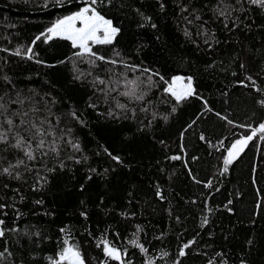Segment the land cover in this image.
Instances as JSON below:
<instances>
[{
    "label": "trees",
    "instance_id": "16d2710c",
    "mask_svg": "<svg viewBox=\"0 0 264 264\" xmlns=\"http://www.w3.org/2000/svg\"><path fill=\"white\" fill-rule=\"evenodd\" d=\"M85 3L0 0V96L29 97L40 109L29 118L55 126L44 124L47 155L34 161L0 144V264H52L65 240L100 264L103 239L130 264H264V132L224 164L264 123V9L247 0H112L99 10L120 31L92 47L115 65L93 67L59 37L33 44ZM183 7L195 10L192 24ZM174 75L193 81L179 104L164 91ZM125 76L139 78L143 99L119 94ZM20 159L26 167L3 174Z\"/></svg>",
    "mask_w": 264,
    "mask_h": 264
},
{
    "label": "snow or ice",
    "instance_id": "6c2138e0",
    "mask_svg": "<svg viewBox=\"0 0 264 264\" xmlns=\"http://www.w3.org/2000/svg\"><path fill=\"white\" fill-rule=\"evenodd\" d=\"M247 2L251 5L264 9V0H247ZM56 3L58 5L62 4L63 0H56ZM111 3L112 0H86L85 6L70 15L57 19L51 27L46 29L47 35H45V33H41L35 38L33 44H35L36 40H40L41 37L45 38V42L52 40L54 37H59L64 40L71 41L72 47L74 49H79V51L73 53L74 56H88L92 58L90 63L93 67H97L96 61L115 65L117 63L116 60L109 59L104 55L93 51L92 47L93 45L112 44L113 40L117 36V33L120 31L118 27L113 26V21L107 19L99 10V7L106 6ZM217 3H223V0H217ZM236 3L239 4L240 0H236ZM161 7L163 8V4H161ZM181 11L188 12V16H185L184 19L188 22V24H192L193 19H189V17L193 15L195 10L189 11L187 7H183ZM212 11L217 13L219 17L226 18V13L223 9L218 11L216 7H213ZM195 19L201 21V26L207 23V21L203 20V18L198 15L195 16ZM152 26L155 27V25ZM227 26V23H225V27ZM185 35L190 36L191 33L186 30ZM205 43H207V41H205ZM32 53L33 49L31 47L27 48L26 54L28 59H32ZM13 54L21 55V52L18 49ZM125 67H132L135 69V66L125 65ZM241 67H243V65H241ZM142 71L148 72L149 70L143 69ZM89 75H91V73H89ZM76 78L79 79L80 77L77 76ZM5 79L7 80L8 78L5 77ZM148 79L151 81V76H149ZM161 79H163V77H161ZM248 79H251V77H248ZM138 81L139 78L133 80L128 79L125 76L123 84L125 90L119 94L130 99H143V95L137 92V89L140 86ZM98 82L100 84L105 83L104 80L99 79ZM116 84L119 86L120 81L117 80ZM115 90L116 88L110 89V91ZM164 91L171 94L176 103L179 104L194 94L192 78H187V83H184V78L180 76L173 77L172 82L168 84ZM29 101V97L21 96L19 92H17L15 98L9 97L7 100H5L4 96H0V129H2V131H0V144L9 145L12 148L21 150L24 152V156L27 160L34 161L37 158V153L47 155L44 151L46 144L44 137L46 135H52V132H48L44 128L45 123L51 126V122L48 121L47 118H37L39 119L38 123L36 120L29 118L30 112H40V109L38 108L28 107ZM261 103L264 104V101H261ZM117 106L121 109L125 108V105L120 104L119 102L117 103ZM173 111H175V108H173ZM72 117L73 119H78L75 112L72 113ZM229 123H231V121H229ZM5 125H7V128L4 127ZM51 127L53 128V131H55V126ZM257 131L264 132V123L260 124L259 128L253 131V135L242 137L237 140L230 149H228V155L224 158L225 166L229 165L232 160L235 159L239 152L243 150L244 146H246L247 143L253 139V136ZM68 132L70 133L71 129H68ZM201 139H204V137L201 136ZM72 146L74 149L79 150L78 144H73ZM49 151H56V149L53 147L50 148ZM112 159L120 162V158L117 156H112ZM172 159H179V157L173 156ZM21 165H25V161L23 159H20L16 165H9V167L3 168V174L11 175V169L13 167H20ZM224 170L227 171V167H225ZM15 178L21 179L22 177L19 173H17ZM5 187H8V185H5ZM157 195H160V193L158 192ZM37 203H42V201H37ZM5 207L6 205L0 204V209ZM81 215L86 216V213L82 212ZM3 223L4 221L0 220V224ZM204 223H207L206 219ZM137 230H140L139 226ZM0 236H3L2 230H0ZM131 243L134 246L139 247L141 252L146 251V249L140 245L137 240L134 239ZM101 244L103 245L104 256L107 259L101 261L100 264H107L108 260L118 261L119 264H130V262L123 259L121 251L110 244L106 239L99 241L97 247H100ZM190 244L191 241L183 245V247L179 250V256H185L186 253L184 249L188 248ZM64 245L65 246L58 253V258L54 259L52 264H86V258L82 256L78 246L69 244L68 240L64 241ZM5 251H7V249H5ZM2 255L3 253H0V256Z\"/></svg>",
    "mask_w": 264,
    "mask_h": 264
},
{
    "label": "rangeland",
    "instance_id": "374dc122",
    "mask_svg": "<svg viewBox=\"0 0 264 264\" xmlns=\"http://www.w3.org/2000/svg\"><path fill=\"white\" fill-rule=\"evenodd\" d=\"M85 6V5H84ZM83 7V6H82ZM78 11V10H77ZM76 12V11H75ZM73 13V12H72ZM72 13H70V14H72ZM70 14H68V15H70ZM65 16H67V15H65ZM64 17V16H63ZM62 18V17H61ZM47 35V34H46ZM176 76H180V77H182V78H184V83H187V78H189V77H187V76H183V75H174V76H172L171 77V79H170V82L169 83H171L172 82V79H173V77H176Z\"/></svg>",
    "mask_w": 264,
    "mask_h": 264
},
{
    "label": "water",
    "instance_id": "95a60500",
    "mask_svg": "<svg viewBox=\"0 0 264 264\" xmlns=\"http://www.w3.org/2000/svg\"><path fill=\"white\" fill-rule=\"evenodd\" d=\"M244 147H245V146H244ZM243 149H244V148H243ZM242 151H243V150H242ZM242 151H240L239 154H240ZM239 154H238V155H239ZM238 155H237V156H238ZM237 156H236V157H237Z\"/></svg>",
    "mask_w": 264,
    "mask_h": 264
}]
</instances>
